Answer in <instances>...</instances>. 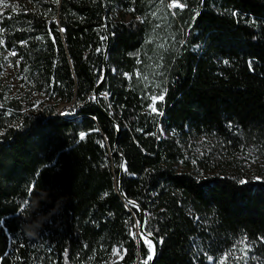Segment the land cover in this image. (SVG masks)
Returning a JSON list of instances; mask_svg holds the SVG:
<instances>
[{
  "label": "trees",
  "instance_id": "obj_1",
  "mask_svg": "<svg viewBox=\"0 0 264 264\" xmlns=\"http://www.w3.org/2000/svg\"><path fill=\"white\" fill-rule=\"evenodd\" d=\"M176 1L1 6L0 264H264V0Z\"/></svg>",
  "mask_w": 264,
  "mask_h": 264
},
{
  "label": "rangeland",
  "instance_id": "obj_2",
  "mask_svg": "<svg viewBox=\"0 0 264 264\" xmlns=\"http://www.w3.org/2000/svg\"><path fill=\"white\" fill-rule=\"evenodd\" d=\"M6 4H9L10 0H5ZM173 4V2L170 3V5ZM177 6L175 7H170L171 10H176V9H183L184 6L180 7L179 5H182L180 2L176 1ZM1 8V6H0ZM5 79L11 80V75L9 70L6 71L5 74ZM70 106L63 107L61 112L62 114H69L71 113V110L69 108ZM196 149L195 151L198 154H203L205 150L208 147V143L206 141H198L196 142ZM242 167L239 168V177L242 179V181H262L264 180V155H256L252 153L251 155L247 156L245 159H242L241 161ZM139 233V231H137ZM140 234V233H139ZM145 240V239H144ZM145 242H149L148 240H145ZM151 244V242H149ZM152 246V244H151ZM249 249V245L246 243L240 242L238 244V247L232 251L227 252L222 258L219 260H215L214 257L209 256V264H224L226 259L228 257H237V256H242L246 254ZM122 252L119 249H115L113 251L112 255V262H117L121 260L122 258Z\"/></svg>",
  "mask_w": 264,
  "mask_h": 264
},
{
  "label": "water",
  "instance_id": "obj_3",
  "mask_svg": "<svg viewBox=\"0 0 264 264\" xmlns=\"http://www.w3.org/2000/svg\"><path fill=\"white\" fill-rule=\"evenodd\" d=\"M110 44H111V38L109 37V35H107V45H106V48H105V51H104V71H103V77H102V80L101 82L99 83V85L97 86L96 90L94 91V95L93 97H96L94 99L95 102H98V99L99 97L101 96L100 95V92H101V86L107 76V71H108V64H107V58H108V52H109V47H110ZM102 113L107 116L110 121L116 126V123L109 117V115L104 111L102 110ZM120 132V130H118ZM120 155V154H119ZM122 165L124 167H120L121 169V174H120V179L122 181L123 177H124V174L126 172V168H125V165H124V159H122ZM129 204L132 205L129 201ZM135 207L136 208H139L138 205L135 203ZM139 222L141 224L144 225L143 227V230L141 231V229L139 228V233L141 235V237L145 240H148L149 242H151L152 244V250H151V255H152V262L151 264H154L155 261H156V258H157V255H158V251H159V241L156 239V237H154L153 234L150 233V235H148L149 233L145 230V222H146V219H145V214H144V211L140 209V217H139ZM137 230H138V227H137Z\"/></svg>",
  "mask_w": 264,
  "mask_h": 264
},
{
  "label": "snow or ice",
  "instance_id": "obj_4",
  "mask_svg": "<svg viewBox=\"0 0 264 264\" xmlns=\"http://www.w3.org/2000/svg\"><path fill=\"white\" fill-rule=\"evenodd\" d=\"M57 2H58V0H57ZM0 6H4V7H6L7 6V4H6V2H5V0H0ZM175 6H177V4H176V0H173V4H171V5H169V7H175ZM180 7H182L183 5H179ZM0 31H2V30H0ZM0 43H3V41H0ZM10 55H15V53H10ZM227 63V62H226ZM96 97H93V99H95ZM155 99V98H154ZM159 99H163V97L161 96V97H159ZM156 109L155 108H153V111H155ZM84 135L85 134H81V139H84ZM121 167H124L123 165H121ZM241 183H244V181H241ZM133 206H135V202L134 201H132V202H130ZM136 227H138V228H140L141 229V231L143 230V227H144V225L143 224H141L139 221H137V224H136ZM148 235H150V233L148 234ZM135 238V237H134ZM242 243H246V241H242Z\"/></svg>",
  "mask_w": 264,
  "mask_h": 264
},
{
  "label": "clouds",
  "instance_id": "obj_5",
  "mask_svg": "<svg viewBox=\"0 0 264 264\" xmlns=\"http://www.w3.org/2000/svg\"><path fill=\"white\" fill-rule=\"evenodd\" d=\"M27 206V205H26ZM42 227V223L37 221V222H34L33 224L31 225H27L26 226V232H27V235H29L30 237H35L37 235V229Z\"/></svg>",
  "mask_w": 264,
  "mask_h": 264
},
{
  "label": "bare ground",
  "instance_id": "obj_6",
  "mask_svg": "<svg viewBox=\"0 0 264 264\" xmlns=\"http://www.w3.org/2000/svg\"><path fill=\"white\" fill-rule=\"evenodd\" d=\"M138 231H139V228H138Z\"/></svg>",
  "mask_w": 264,
  "mask_h": 264
}]
</instances>
